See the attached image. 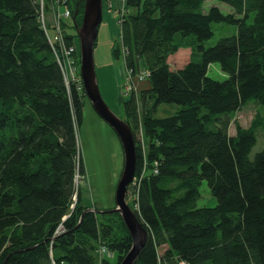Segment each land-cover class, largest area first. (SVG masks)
Instances as JSON below:
<instances>
[{
  "label": "trees",
  "instance_id": "16d2710c",
  "mask_svg": "<svg viewBox=\"0 0 264 264\" xmlns=\"http://www.w3.org/2000/svg\"><path fill=\"white\" fill-rule=\"evenodd\" d=\"M206 1L124 0L118 15L124 65L137 75L143 63L151 85L122 97L138 151L129 192L148 230L135 264H264V148L250 157L264 115L230 134L243 107L264 105V0H220L234 9L225 14ZM61 7L74 48L85 0H0V264H121L133 244L121 214L87 206L77 184L86 91L67 85L41 19ZM214 22L237 34L206 47ZM183 48L188 63L172 69ZM216 62L224 80L208 73ZM163 102L183 108L157 117ZM203 180L216 206H198Z\"/></svg>",
  "mask_w": 264,
  "mask_h": 264
},
{
  "label": "rangeland",
  "instance_id": "374dc122",
  "mask_svg": "<svg viewBox=\"0 0 264 264\" xmlns=\"http://www.w3.org/2000/svg\"><path fill=\"white\" fill-rule=\"evenodd\" d=\"M213 5L219 6L221 11L225 13H233L234 9L231 5L220 0H207L205 3L206 10H208ZM65 11L64 7L61 8L60 13ZM120 13V11H119ZM46 22H48L49 34L54 36V16L51 17V13H46ZM65 19V17H63ZM69 23L71 18H66ZM214 35L207 40L204 45L206 47L214 46L222 37L226 35L237 34L238 27L235 25L227 23H217L214 22ZM101 38V35L98 36ZM98 40V39H97ZM78 42V39H77ZM114 46L119 47L121 50L120 57L115 58L118 68L116 73L111 74L110 85L108 89L105 87V82L108 76L104 75L101 70H97L98 84L101 89L103 98H105L108 106L113 109L117 116L124 119L125 108L123 106L122 97L129 98V95L125 91L126 77L129 76L128 70H124V54H123V44L120 41V37L116 38L114 41ZM191 50L189 48H183L179 50L176 54H173L169 58V63L172 69L182 68L186 63H188L191 55ZM141 69H145V65L141 63ZM73 63L68 62L67 67L69 70L74 69ZM78 67V66H77ZM76 67L77 71L78 68ZM124 73L123 74V71ZM76 71V72H77ZM209 75L214 79L224 80L227 75L221 70L220 64L218 62L210 64L208 68ZM115 80V84L113 81ZM134 85L136 86V92L140 93L142 89H148L151 87L149 82V76L144 79H139V75H134L133 77ZM183 108V106L174 103H164L158 105L156 112L157 117H164L174 115L178 110ZM264 115V105L257 102L251 101L249 105L243 107L237 115L231 120L230 134L234 135L236 133V123L244 127H250L252 120L258 115ZM84 123L79 129L78 143L80 144L81 154H83L84 165L86 167L87 177L84 179L79 176L77 184L84 186L82 190V197L84 203L87 206H95L100 209H114L116 206V190L118 183L122 176V171L124 168L125 152L123 150L122 142L116 131L109 125L105 120L101 118L99 114L93 109L91 101L87 98L86 104L84 106ZM258 139L254 145L250 157L254 156L263 150L264 148V128H260L257 132ZM143 144V149L145 151V144L147 140L140 133L138 136ZM146 140V142H145ZM147 146V145H146ZM146 152V151H145ZM204 182L200 186L199 192H201L200 198L197 203L198 206L213 207L218 204L217 198L210 192L208 182ZM135 197L130 195L128 192L127 202L129 206L134 209ZM165 251L164 247L160 248V252Z\"/></svg>",
  "mask_w": 264,
  "mask_h": 264
},
{
  "label": "water",
  "instance_id": "95a60500",
  "mask_svg": "<svg viewBox=\"0 0 264 264\" xmlns=\"http://www.w3.org/2000/svg\"><path fill=\"white\" fill-rule=\"evenodd\" d=\"M104 0H85L82 25H77V34L80 45V76L86 97L91 101L93 109L116 131L122 142L125 152L124 168L116 190L115 211L121 214L124 223L133 239L131 251L121 264H135L137 257L146 245L148 230L143 226L136 213L129 206L127 196L130 186L134 183L137 170V148L133 130L123 118L106 103L102 96L95 66V42L99 36V28L103 24Z\"/></svg>",
  "mask_w": 264,
  "mask_h": 264
},
{
  "label": "crops",
  "instance_id": "0c3cea01",
  "mask_svg": "<svg viewBox=\"0 0 264 264\" xmlns=\"http://www.w3.org/2000/svg\"><path fill=\"white\" fill-rule=\"evenodd\" d=\"M123 9L124 0H109L108 2L104 0L103 24L99 28V35H101V38L97 40L94 55L96 71L100 69L104 75L108 76V78H105V87L107 89L110 85L111 74L116 73V69L118 68L113 54V46L115 39L120 37L121 32L118 15L119 11ZM51 17H53V13H51ZM124 70H122L123 74H125ZM113 83L115 84V80Z\"/></svg>",
  "mask_w": 264,
  "mask_h": 264
},
{
  "label": "built area",
  "instance_id": "2783aa9c",
  "mask_svg": "<svg viewBox=\"0 0 264 264\" xmlns=\"http://www.w3.org/2000/svg\"><path fill=\"white\" fill-rule=\"evenodd\" d=\"M65 17L66 18H71L72 14L69 11L67 7H65V11L63 13H60V11L57 12V14L54 15V36L51 35L50 41H51V46H53L55 50L56 57L58 58V62L60 63L61 67H63L64 71V78L66 79V83L69 86L71 83H81L83 85L82 77L80 76V67L77 65V60L76 56H72L75 52L79 54V47L76 45V47H72L67 49L63 45V29L61 23V19ZM42 22L45 23V14L42 13ZM72 62L74 66L73 70H69L67 67L68 62ZM78 66V67H77ZM78 68V71L76 69ZM77 71V72H76ZM129 76L126 77V83H125V91L126 94L130 95L132 92L136 91V86L134 85L132 73L129 71ZM139 79H144L147 76H150L149 72L144 69L141 70L140 73H138ZM137 180V177L135 178V181ZM134 181V182H135ZM99 255L100 257H104V255L108 256H113V253L107 249L106 246H101L99 249Z\"/></svg>",
  "mask_w": 264,
  "mask_h": 264
}]
</instances>
